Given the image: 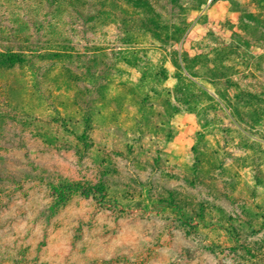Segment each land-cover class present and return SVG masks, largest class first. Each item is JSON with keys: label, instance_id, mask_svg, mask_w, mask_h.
Wrapping results in <instances>:
<instances>
[{"label": "rangeland", "instance_id": "rangeland-1", "mask_svg": "<svg viewBox=\"0 0 264 264\" xmlns=\"http://www.w3.org/2000/svg\"><path fill=\"white\" fill-rule=\"evenodd\" d=\"M14 20L0 47L73 56L0 70V264H264V0H0Z\"/></svg>", "mask_w": 264, "mask_h": 264}, {"label": "trees", "instance_id": "trees-1", "mask_svg": "<svg viewBox=\"0 0 264 264\" xmlns=\"http://www.w3.org/2000/svg\"><path fill=\"white\" fill-rule=\"evenodd\" d=\"M15 22V20H14ZM23 29L22 26L15 22V25L6 26L0 24V32L4 34H13V36L19 35L18 31ZM21 37V36H20ZM23 38V35H22ZM27 44V48H12L9 46L0 47V70L10 69L15 65H26L29 70H34L35 60L37 58L44 59L48 58V56H52L53 58H61L67 56H73V52L64 48L61 44H53L55 47H43L42 50H38L37 48H30L31 43L25 38L24 40ZM50 45V42L48 43ZM52 45V46H53ZM66 192L71 190H78V186H65ZM90 189H94V186H91ZM84 194L87 195L89 189H84Z\"/></svg>", "mask_w": 264, "mask_h": 264}]
</instances>
